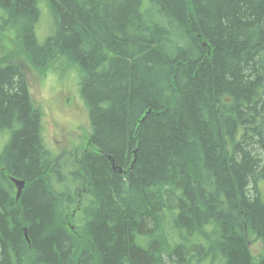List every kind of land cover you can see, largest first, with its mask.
I'll list each match as a JSON object with an SVG mask.
<instances>
[{"label": "trees", "instance_id": "1", "mask_svg": "<svg viewBox=\"0 0 264 264\" xmlns=\"http://www.w3.org/2000/svg\"><path fill=\"white\" fill-rule=\"evenodd\" d=\"M9 29L81 74L91 133L52 154L0 57V264H264V0H0Z\"/></svg>", "mask_w": 264, "mask_h": 264}, {"label": "rangeland", "instance_id": "2", "mask_svg": "<svg viewBox=\"0 0 264 264\" xmlns=\"http://www.w3.org/2000/svg\"><path fill=\"white\" fill-rule=\"evenodd\" d=\"M50 28L53 29L52 20L43 6L35 27L38 42L44 41ZM5 34L7 36L3 35V44H6L0 57H8V60L23 67L28 78L32 103L42 113V136L45 146L54 155L73 152L87 146L91 124L88 106L82 97L81 74L74 69L61 68L60 63L43 70L29 65L18 51L17 32L9 29ZM6 139L7 136L0 134V150ZM259 186L264 196V180L260 181ZM260 246L259 242L250 245L253 253H257Z\"/></svg>", "mask_w": 264, "mask_h": 264}, {"label": "water", "instance_id": "3", "mask_svg": "<svg viewBox=\"0 0 264 264\" xmlns=\"http://www.w3.org/2000/svg\"><path fill=\"white\" fill-rule=\"evenodd\" d=\"M114 168V166H113ZM119 171H122V169L120 168ZM11 180L13 181L14 183V186L16 187V198L19 197L24 185H25V181L24 180H18V179H15V178H11ZM24 235H25V238L26 240L28 241L29 243V239H28V236H27V232H26V228H24Z\"/></svg>", "mask_w": 264, "mask_h": 264}, {"label": "bare ground", "instance_id": "4", "mask_svg": "<svg viewBox=\"0 0 264 264\" xmlns=\"http://www.w3.org/2000/svg\"><path fill=\"white\" fill-rule=\"evenodd\" d=\"M16 188V187H15ZM15 196H16V193H15Z\"/></svg>", "mask_w": 264, "mask_h": 264}]
</instances>
